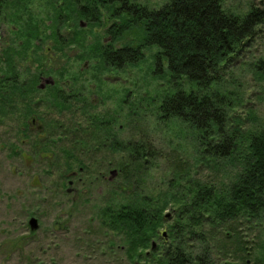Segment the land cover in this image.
Instances as JSON below:
<instances>
[{"label": "rangeland", "instance_id": "rangeland-1", "mask_svg": "<svg viewBox=\"0 0 264 264\" xmlns=\"http://www.w3.org/2000/svg\"><path fill=\"white\" fill-rule=\"evenodd\" d=\"M168 1L135 0L150 9H159ZM63 3L65 0H29L27 8L7 6L0 16V66L6 67L2 57L13 47L18 54L12 66L16 65L22 79L40 69L44 73L42 82L51 77L56 86L66 91L70 86L86 92L85 97L90 101L93 97L96 102L94 112L116 115L115 137L101 134L105 145L116 138L123 143L145 145L146 149L139 167L128 163L126 152L104 146L94 155L82 154V166L73 163L67 169L61 142L52 147L49 157L38 155L28 140L21 141L16 136L20 116H14L15 121L11 116L0 119V264H131L122 234L101 225V208L124 202L136 192L154 197L165 193L179 171L186 174L183 185L190 179L227 188L236 181L240 164L235 156L218 160L207 157L198 130L179 119L159 118L163 94L174 87L168 76L153 72L155 47L145 50L141 61L127 64L121 71L96 74L98 45L111 42L108 29L119 24L120 19L109 8H102L99 22L89 23L78 13L64 11ZM252 4L263 7L264 0H224L225 9L239 15ZM54 5L63 11V23L57 19ZM56 29H60L61 40L57 39ZM27 32L38 36H33L28 45ZM140 37L134 26L112 44L119 48L139 42ZM71 38L74 42L63 44ZM37 43L40 46L36 48ZM5 74L0 71V76ZM223 78L222 85L216 88L236 105L231 111L234 124L239 118L245 128L264 126V24ZM75 111L76 117L84 121L80 110ZM40 112L48 119L59 116L47 107ZM73 118L68 115L64 121ZM120 160L130 166L129 176L120 171ZM74 171H79L77 177H69ZM181 205L177 200H168L161 213L162 225L142 253L170 242V228ZM32 217L38 220L36 230L30 227ZM230 222L244 243L248 264H264V210L257 217L243 216ZM211 227L207 224L208 229ZM186 243L194 250L203 246L198 237ZM234 243L214 244L211 240L209 246L213 244L217 264H241L235 256Z\"/></svg>", "mask_w": 264, "mask_h": 264}, {"label": "trees", "instance_id": "trees-1", "mask_svg": "<svg viewBox=\"0 0 264 264\" xmlns=\"http://www.w3.org/2000/svg\"><path fill=\"white\" fill-rule=\"evenodd\" d=\"M28 2L0 0V16L7 6L27 8ZM61 7L93 24L99 22L102 8H109L112 15L120 19L119 24L114 23L108 29L111 42L98 45L96 74L121 71L127 64L141 61L145 50L155 47L153 72L160 77L168 76L174 87L163 94L159 118L179 119L198 130L207 157L218 160L235 156L240 164L236 181L227 188L190 179L183 185L186 174L179 171L165 193L154 197L136 192L124 202L105 205L98 216L101 225L122 234L131 264L142 261L146 264H217L213 244L209 246L211 240L214 244L216 241L234 243L232 239L235 240V256L241 264H248L244 243L230 221L243 216L257 217L264 210V126L245 128L239 118L234 124L231 111L236 105L216 87L222 85L224 73L232 62L255 40L259 26L264 24V6L252 4L243 15L228 12L224 0H169L159 9H150L135 0H65ZM54 10L63 23V11L55 5ZM134 26L140 31L139 42L114 48L112 41H118ZM59 31L56 29L55 34L61 40ZM33 36L38 38L35 33H26L27 45ZM72 42L73 38L64 40L63 44ZM16 54V50L9 47L2 57L1 63L6 67L0 66V71L6 74L0 76V119L12 117L15 121L13 117L20 116L18 139L28 140L36 154L47 157L52 147L61 142L67 169H71L73 163L83 164L82 154L94 155L104 146L126 152L129 164L141 166L145 145L123 143L116 138L109 145L104 144L102 132L106 137H115L114 113L94 112L96 104L85 97L86 92L70 86L67 91L56 83L40 89L38 85L44 74L40 69L22 79L16 65L12 66L13 62L16 64ZM76 104L79 106L75 107ZM42 107L59 116L48 119L40 112ZM74 107L80 110L84 121L76 117ZM68 115L74 116L73 120L64 121ZM34 118L36 123L33 124ZM119 167L129 176V165L120 160ZM78 174L79 171H74L68 176ZM168 200L182 203L170 228L173 241L164 242L150 253H142L149 248L153 235L162 225L161 213ZM207 224L212 227L208 229ZM197 237L204 247L190 249L186 242Z\"/></svg>", "mask_w": 264, "mask_h": 264}, {"label": "water", "instance_id": "water-1", "mask_svg": "<svg viewBox=\"0 0 264 264\" xmlns=\"http://www.w3.org/2000/svg\"><path fill=\"white\" fill-rule=\"evenodd\" d=\"M54 83V79L53 78H51V77H48V78H46L45 80H44V82H42L41 84H40V87L41 88H44L47 84H53ZM115 170L114 171H112V174H115ZM113 176V175H112ZM70 183H72V181H70ZM69 191H70V189H69ZM38 226H39V224H38V220H37V218H35V217H32L31 219H30V227H31V230H36L37 228H38Z\"/></svg>", "mask_w": 264, "mask_h": 264}, {"label": "flooded vegetation", "instance_id": "flooded-vegetation-1", "mask_svg": "<svg viewBox=\"0 0 264 264\" xmlns=\"http://www.w3.org/2000/svg\"><path fill=\"white\" fill-rule=\"evenodd\" d=\"M42 78H43V77H42ZM41 82H42V79H41V81H40L38 87H39L40 89H44L45 87H44V88H41V87H40ZM54 83H55V81H54ZM54 83H53V84H54ZM91 98H92L91 101H93L94 103H96L95 100L93 99V97H91ZM31 123H33V124L36 123V119L34 118V119L32 120ZM75 176H76V175H75ZM75 176H74V177H75ZM71 180H72V179H69V184H71V183H70ZM72 184H73V182H72Z\"/></svg>", "mask_w": 264, "mask_h": 264}]
</instances>
